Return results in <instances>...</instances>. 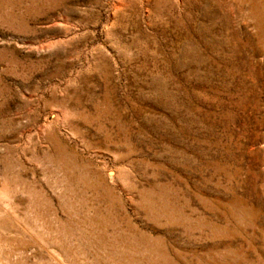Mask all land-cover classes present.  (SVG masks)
I'll use <instances>...</instances> for the list:
<instances>
[{"label":"rangeland","instance_id":"1","mask_svg":"<svg viewBox=\"0 0 264 264\" xmlns=\"http://www.w3.org/2000/svg\"><path fill=\"white\" fill-rule=\"evenodd\" d=\"M252 7L0 0V264H264Z\"/></svg>","mask_w":264,"mask_h":264},{"label":"bare ground","instance_id":"2","mask_svg":"<svg viewBox=\"0 0 264 264\" xmlns=\"http://www.w3.org/2000/svg\"><path fill=\"white\" fill-rule=\"evenodd\" d=\"M255 2V1H254ZM253 10V19L255 21V26L257 29H259L261 32L264 31V15L261 16L259 15L256 10L254 9V7H252Z\"/></svg>","mask_w":264,"mask_h":264}]
</instances>
